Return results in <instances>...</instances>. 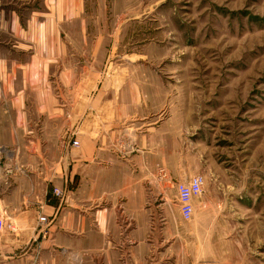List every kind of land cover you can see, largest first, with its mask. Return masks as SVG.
<instances>
[{
    "label": "crops",
    "instance_id": "1",
    "mask_svg": "<svg viewBox=\"0 0 264 264\" xmlns=\"http://www.w3.org/2000/svg\"><path fill=\"white\" fill-rule=\"evenodd\" d=\"M26 38L0 59V73L15 68L0 77L14 79L15 94L0 93L22 103L1 110L10 122L0 139L20 152L0 160V183L12 177L0 214L23 227L4 238L27 247L17 264H225L215 237L229 221L210 192L193 199L191 220L181 214L177 183L204 176L206 159L199 124L169 99L166 80L117 55L120 44L101 30Z\"/></svg>",
    "mask_w": 264,
    "mask_h": 264
},
{
    "label": "rangeland",
    "instance_id": "2",
    "mask_svg": "<svg viewBox=\"0 0 264 264\" xmlns=\"http://www.w3.org/2000/svg\"><path fill=\"white\" fill-rule=\"evenodd\" d=\"M0 11V59L2 48L29 41L31 30H101L120 44L117 55L126 51L146 74L161 75L169 99L176 96L178 108L199 124L203 188L214 213L229 221L215 247L221 250L223 240L225 264H264V0H0ZM8 65L1 78H14ZM2 85L15 94L14 79L0 82V92ZM2 95L0 139L10 122L1 110L22 105ZM19 153L0 141V160ZM3 181L0 189L12 177ZM0 215V252L17 264L27 247L4 235L23 227L14 230L16 220Z\"/></svg>",
    "mask_w": 264,
    "mask_h": 264
},
{
    "label": "built area",
    "instance_id": "3",
    "mask_svg": "<svg viewBox=\"0 0 264 264\" xmlns=\"http://www.w3.org/2000/svg\"><path fill=\"white\" fill-rule=\"evenodd\" d=\"M0 20H1V11H0ZM72 144L74 146H79V142L77 140H73ZM8 172H12L11 169ZM205 183V179L202 175H197L191 178L188 181H181L177 183V191H178V200L180 203V210L183 218L185 220H191L194 213L193 199L197 196L202 195L203 193V185ZM55 193L57 195H62L63 192L60 189H55ZM3 216L0 215V224L2 225ZM39 222L42 225H47L49 223V218L47 216H40ZM19 225V223L12 222V227L15 230Z\"/></svg>",
    "mask_w": 264,
    "mask_h": 264
}]
</instances>
